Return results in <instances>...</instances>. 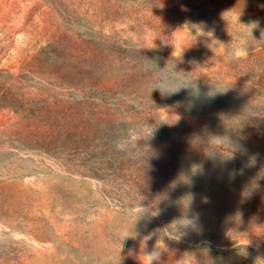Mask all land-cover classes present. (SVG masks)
I'll return each mask as SVG.
<instances>
[{
	"label": "rangeland",
	"instance_id": "1",
	"mask_svg": "<svg viewBox=\"0 0 264 264\" xmlns=\"http://www.w3.org/2000/svg\"><path fill=\"white\" fill-rule=\"evenodd\" d=\"M153 254L264 264V0H0V264Z\"/></svg>",
	"mask_w": 264,
	"mask_h": 264
},
{
	"label": "trees",
	"instance_id": "2",
	"mask_svg": "<svg viewBox=\"0 0 264 264\" xmlns=\"http://www.w3.org/2000/svg\"><path fill=\"white\" fill-rule=\"evenodd\" d=\"M155 166H156V164L154 163V162H149L148 163V168H147V172H152L151 173V175L152 176H155V175H157L156 173H155ZM169 173V180H167V182L169 183V184H171L173 181H174V179H175V177L177 176L174 172H168ZM223 225L224 224H217V225H214V226H212V228H217V226H219V227H223ZM217 229H222V228H217Z\"/></svg>",
	"mask_w": 264,
	"mask_h": 264
},
{
	"label": "clouds",
	"instance_id": "3",
	"mask_svg": "<svg viewBox=\"0 0 264 264\" xmlns=\"http://www.w3.org/2000/svg\"><path fill=\"white\" fill-rule=\"evenodd\" d=\"M154 89H159V90H161L162 92H169V91H165L164 88H162V87H160V86H157V87H155ZM147 257H149L148 264H152L153 259L156 258V257H155V254H153V255H149V256H147Z\"/></svg>",
	"mask_w": 264,
	"mask_h": 264
}]
</instances>
